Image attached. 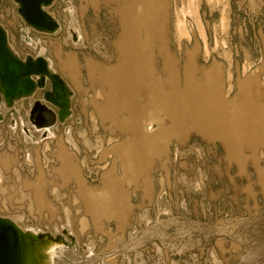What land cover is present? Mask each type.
<instances>
[{"label":"rangeland","instance_id":"1","mask_svg":"<svg viewBox=\"0 0 264 264\" xmlns=\"http://www.w3.org/2000/svg\"><path fill=\"white\" fill-rule=\"evenodd\" d=\"M144 1L54 0L47 11L60 30L47 34L2 0L10 48L50 60L71 86L73 112L57 128L27 132L28 109L4 111L0 217L25 232L66 235L57 264H264V143L232 136L230 146L219 134L242 124L247 107L264 122V0H151L137 34L124 33L125 2ZM164 54L176 63L174 82ZM188 60L201 82L216 68L220 96L232 85L213 102L224 104L223 121L183 114L205 86L187 83ZM247 80L253 99L242 98ZM171 92L182 96L175 114L153 103ZM151 120L157 130L148 134ZM124 154L133 157L129 174ZM83 190L122 210L123 221L89 211Z\"/></svg>","mask_w":264,"mask_h":264},{"label":"bare ground","instance_id":"2","mask_svg":"<svg viewBox=\"0 0 264 264\" xmlns=\"http://www.w3.org/2000/svg\"><path fill=\"white\" fill-rule=\"evenodd\" d=\"M151 0H146L141 2L140 4H133L130 2H125L124 10H129L130 15H123V27L124 33H130V35H136L143 20L144 13L150 11L151 8ZM184 33L178 31L179 37H181ZM144 60V59H143ZM141 62L137 65L139 66ZM175 61L168 54L163 55V71L166 72L167 78L175 80L176 75V65ZM216 68L211 69V71L204 70V81L201 82L199 79L195 78V75L200 71L197 66L194 64L192 60H188L184 65L185 73L190 76L186 78L187 83L193 82L196 86L204 83L203 90H201L196 96L190 93L187 97L189 105L182 109L183 114L189 120L190 118L195 116V113L199 114L200 117L211 116L214 120L223 121L224 117V104L221 103H213L214 101L225 99L227 100L230 90H232V85H229L228 94L225 97L220 96L217 93V87L220 85L219 74L215 71ZM165 74V73H164ZM114 73L107 75V79H112ZM149 80L151 79L153 82L159 83L160 80L156 78L154 75L146 74ZM143 76V75H142ZM142 76L140 77V81L144 80ZM177 76V75H176ZM166 78V77H165ZM161 79V78H160ZM169 79V80H170ZM171 79V80H172ZM195 79V80H194ZM167 80V79H164ZM189 80V81H188ZM193 80V81H192ZM165 82V81H164ZM169 82V81H168ZM230 82V81H229ZM251 80L244 81L240 84V90L242 92V98L245 99H253L248 92L250 88H252ZM131 83V82H130ZM161 83V82H160ZM179 83V82H178ZM164 84V83H163ZM173 84L172 82L170 83ZM165 85V84H164ZM174 85V84H173ZM172 85V86H173ZM176 85V84H175ZM195 86V85H194ZM195 90V89H194ZM264 97V95H261ZM221 98V99H218ZM258 97V96H257ZM182 96L178 94H174L173 92L167 93L165 96L156 95L155 103L159 108L163 109L166 112L175 114L177 111L174 107L175 104L181 101ZM194 100H199L201 107L196 111L191 106ZM239 100V99H238ZM261 101V100H259ZM264 102V101H263ZM246 112L248 113V118L242 122L240 125H236L235 129L232 133H220L225 134L223 140L230 146H234L232 140L233 137L240 136H253L257 137L258 140L255 142H249L248 145L254 146L257 142L264 143V122L257 117L262 111L258 107H247ZM204 114V115H203ZM203 115V116H202ZM254 115V116H253ZM254 117V118H253ZM253 118V119H252ZM252 119V120H251ZM164 127V126H163ZM50 128H45L41 130H48ZM144 130L148 134L154 133L157 129L154 128V121H149ZM42 137L46 136V131ZM133 157L124 154L122 157L121 166L125 173L129 174L133 169ZM64 167V174L70 175V169L68 165L62 164ZM69 177V176H68ZM83 196L87 198V205L89 211H96V209L101 210L100 216L101 218H106V220H117L122 222L124 218V214L122 210H109L108 202L105 203L103 198H96L94 194L83 190ZM120 204L118 203V206ZM120 208V207H119ZM18 226V224H16ZM19 227V226H18ZM20 228V227H19ZM22 235V247H23V261L22 264H57L55 259L56 257L62 256V254L67 253L68 248L70 247L67 243L65 236H52L50 233H31L25 232L20 228ZM67 234V233H66Z\"/></svg>","mask_w":264,"mask_h":264},{"label":"water","instance_id":"3","mask_svg":"<svg viewBox=\"0 0 264 264\" xmlns=\"http://www.w3.org/2000/svg\"><path fill=\"white\" fill-rule=\"evenodd\" d=\"M13 1L21 18L34 30L54 34L60 29L59 22L47 11L54 0ZM39 92L42 96L30 108L29 123L38 130L65 123L72 112L70 87L45 57L28 55L22 59L15 55L0 24V104L12 107L17 100ZM21 235L16 223L0 217V264H22Z\"/></svg>","mask_w":264,"mask_h":264},{"label":"crops","instance_id":"4","mask_svg":"<svg viewBox=\"0 0 264 264\" xmlns=\"http://www.w3.org/2000/svg\"><path fill=\"white\" fill-rule=\"evenodd\" d=\"M46 59H48V58H46ZM50 63V62H49ZM50 67H51V69L53 70V71H55V72H57V73H59L62 77H63V79L66 81V83L68 84V86L69 87H71L70 86V84L68 83V81L66 80V78L64 77V75L59 71V70H57V69H55L54 68V66H52L51 64H50ZM132 82V81H131ZM128 85V84H127ZM39 93H37V94H35L34 96H32V97H29V98H23V99H20V100H17L16 102H14V104H13V106L11 107V108H8L6 105L5 106H3L2 107V112H3V114H4V111H5V113H12L11 115H15L14 113H20V112H22V111H24V110H26V109H28V113H29V110H30V108H31V106L33 105V103L37 100V99H39ZM14 112V113H13ZM183 124H179L178 126L180 127V126H182ZM29 126V125H28ZM31 130H33V129H31Z\"/></svg>","mask_w":264,"mask_h":264},{"label":"built area","instance_id":"5","mask_svg":"<svg viewBox=\"0 0 264 264\" xmlns=\"http://www.w3.org/2000/svg\"><path fill=\"white\" fill-rule=\"evenodd\" d=\"M1 5V4H0ZM60 24V23H59ZM60 30V29H59ZM58 30V31H59ZM57 31V32H58ZM8 35V34H7ZM9 43V42H8ZM10 46V45H9ZM13 51V50H12ZM14 52V51H13ZM15 54V53H14ZM16 55V54H15ZM33 56V55H32ZM35 57V56H34ZM37 57V56H36ZM48 61L50 62V60L48 59ZM3 106H5L4 104H0V115H2V119H0V122H3L4 120H5V115L3 114V112H2V107ZM8 108H11V107H8ZM30 111V110H29ZM73 112V111H72ZM72 112H71V115H70V117H72ZM28 117H29V114H28ZM69 117V118H70ZM68 118V119H69ZM67 119V120H68ZM67 120H66V122H67ZM65 122V123H66ZM65 123H57L53 128H51V129H54V128H57L60 124H65ZM31 129H35V130H38V129H36L33 125H31V126H27L26 128H24V130H26L27 132H30L31 131ZM178 148L176 149V153L178 152ZM64 235V234H63ZM65 236V235H64Z\"/></svg>","mask_w":264,"mask_h":264},{"label":"flooded vegetation","instance_id":"6","mask_svg":"<svg viewBox=\"0 0 264 264\" xmlns=\"http://www.w3.org/2000/svg\"><path fill=\"white\" fill-rule=\"evenodd\" d=\"M66 236V235H65Z\"/></svg>","mask_w":264,"mask_h":264}]
</instances>
